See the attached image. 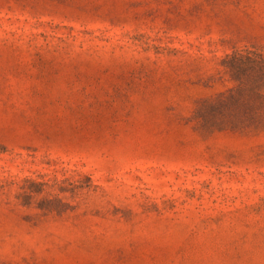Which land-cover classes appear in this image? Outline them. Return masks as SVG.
I'll return each instance as SVG.
<instances>
[{
	"label": "rangeland",
	"instance_id": "1",
	"mask_svg": "<svg viewBox=\"0 0 264 264\" xmlns=\"http://www.w3.org/2000/svg\"><path fill=\"white\" fill-rule=\"evenodd\" d=\"M0 264H264V0H0Z\"/></svg>",
	"mask_w": 264,
	"mask_h": 264
}]
</instances>
